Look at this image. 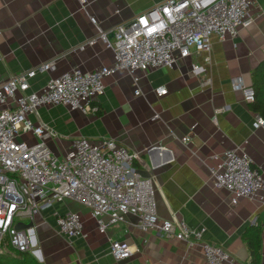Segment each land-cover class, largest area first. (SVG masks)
<instances>
[{"label": "crops", "instance_id": "1", "mask_svg": "<svg viewBox=\"0 0 264 264\" xmlns=\"http://www.w3.org/2000/svg\"><path fill=\"white\" fill-rule=\"evenodd\" d=\"M165 1L0 0V85L14 75L36 71L28 93H38L51 79L74 69L94 72L112 67L111 50L101 41L88 45L98 33L91 17L102 31L112 32ZM250 13L255 22L237 38L212 39L209 64L192 55L174 69L140 74L137 87L130 74L119 72L105 81V94L95 104L97 114L43 107L30 120L57 134L60 142L51 140L48 145L58 156L82 138L93 143L112 140L129 152L140 153L152 172L138 164L135 168L144 178L154 177L161 219L205 228L203 242L222 248L241 264L252 263L245 238L258 231L259 264H264V202L243 199L232 205L229 194L213 187L210 174L216 166L214 156L238 150L264 175V129L254 126L259 114L232 86L237 78L251 86L252 72L264 62V0H255ZM49 63L53 67L40 72ZM194 64L204 69L199 76L191 74ZM161 87L167 95L159 98L156 90ZM191 129V142L184 145L181 139ZM68 212L83 216L84 237L69 241L58 233L56 216ZM30 223L33 255L41 264L205 263L201 245L189 249L161 232L143 233L132 216L110 228L107 236L101 235L90 211L72 201L55 202L37 214L34 222L21 225ZM115 241L131 247L130 259L115 261L110 255Z\"/></svg>", "mask_w": 264, "mask_h": 264}, {"label": "built area", "instance_id": "2", "mask_svg": "<svg viewBox=\"0 0 264 264\" xmlns=\"http://www.w3.org/2000/svg\"><path fill=\"white\" fill-rule=\"evenodd\" d=\"M84 2V0H81ZM255 0H166L136 16L112 32L102 31L96 20L97 37L114 53V65L94 72L74 69L51 79L38 93H28L29 81L37 72L14 75L0 85V255L12 248L19 253L32 251L29 233L16 226L35 217L55 202L72 201L91 213L96 230L108 235L109 229L135 217L143 233L158 231L167 238L185 243L189 249L201 245L204 264H241L222 248L203 242L205 228L192 229L184 221L158 216L154 177L144 178L135 164L149 169L140 153H132L116 142L102 139L72 141L63 156L54 154L49 141L60 142L57 134L30 116L43 107L63 106L84 115L98 113L96 102L105 94V81L126 72L138 86L139 75L162 68L174 69L192 55L211 62L212 39L233 40L256 20L250 13ZM113 38H110V36ZM81 49H84L82 46ZM54 63L41 67L48 72ZM204 69L192 65L191 74ZM232 86L246 103L253 104L256 93L241 78ZM137 88L135 94H139ZM159 98L165 88L156 90ZM218 113V111H217ZM216 122V117L213 119ZM256 129H264V119L256 117ZM194 129V128H193ZM193 129L181 139L190 144ZM210 168L213 187L225 191L232 205L240 200L264 202V175L256 170L242 151H226L214 156ZM58 233L66 240L84 237L85 222L77 212L56 216ZM110 255L117 262L130 259L131 247L124 242L111 244ZM252 264V263H249Z\"/></svg>", "mask_w": 264, "mask_h": 264}, {"label": "trees", "instance_id": "3", "mask_svg": "<svg viewBox=\"0 0 264 264\" xmlns=\"http://www.w3.org/2000/svg\"><path fill=\"white\" fill-rule=\"evenodd\" d=\"M252 87L256 93V100L253 103L254 111L264 119V62L261 63L251 74ZM253 232L251 231L250 235ZM249 246L252 264L260 262V236L258 231L254 232L250 238L246 237ZM0 264H41L30 252L19 253L12 248L6 250L5 255H0Z\"/></svg>", "mask_w": 264, "mask_h": 264}, {"label": "water", "instance_id": "4", "mask_svg": "<svg viewBox=\"0 0 264 264\" xmlns=\"http://www.w3.org/2000/svg\"><path fill=\"white\" fill-rule=\"evenodd\" d=\"M110 38H113V36L111 35ZM33 227V223H30L28 226H23L21 224L16 226L17 230H23V231H27L29 228Z\"/></svg>", "mask_w": 264, "mask_h": 264}, {"label": "rangeland", "instance_id": "5", "mask_svg": "<svg viewBox=\"0 0 264 264\" xmlns=\"http://www.w3.org/2000/svg\"><path fill=\"white\" fill-rule=\"evenodd\" d=\"M49 148H50V144H49ZM33 255V254H32ZM34 256V255H33Z\"/></svg>", "mask_w": 264, "mask_h": 264}]
</instances>
